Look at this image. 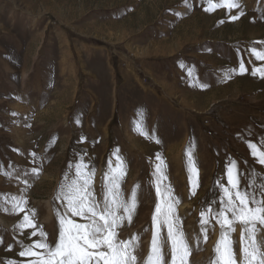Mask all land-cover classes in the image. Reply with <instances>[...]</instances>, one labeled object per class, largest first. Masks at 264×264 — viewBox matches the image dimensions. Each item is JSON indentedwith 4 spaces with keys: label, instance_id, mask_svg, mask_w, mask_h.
Segmentation results:
<instances>
[{
    "label": "rangeland",
    "instance_id": "rangeland-1",
    "mask_svg": "<svg viewBox=\"0 0 264 264\" xmlns=\"http://www.w3.org/2000/svg\"><path fill=\"white\" fill-rule=\"evenodd\" d=\"M238 3L205 11L208 0H0V264L31 259L18 255V241L40 239L18 228L25 213L49 243L58 239L56 213L66 201L56 193L65 172L75 175L69 165L83 157L96 169L101 199L117 155L126 170L120 190L128 199L135 188L137 200L119 239L138 237L137 264L151 247L156 184L179 200L186 264H209L220 228L212 220L205 243L200 211L218 210L217 181L227 186L229 161L238 163L241 189L253 171L264 182V166L247 146L264 150V79L251 74L264 60L250 51H264L254 43L264 41V0ZM241 59L248 71L225 78ZM13 198L27 200L25 212L12 210ZM158 231L167 241V228ZM231 238L239 256V226ZM257 240L264 245V231Z\"/></svg>",
    "mask_w": 264,
    "mask_h": 264
},
{
    "label": "snow or ice",
    "instance_id": "snow-or-ice-1",
    "mask_svg": "<svg viewBox=\"0 0 264 264\" xmlns=\"http://www.w3.org/2000/svg\"><path fill=\"white\" fill-rule=\"evenodd\" d=\"M185 4L187 5V0ZM208 4L209 7H206L205 11H214L218 7H225L229 10L239 7L238 0H220L219 3L208 0ZM242 14L230 16V19L236 20ZM223 22V20L220 21V23ZM254 43L264 44V41ZM250 51L257 60H264V51L257 50L255 47ZM247 71L241 59L238 69H228L224 76L230 78L231 73L244 74ZM251 74L259 75L264 79V66H254ZM200 87L207 88L208 85L201 84ZM247 146L257 163L264 166V150L251 141H247ZM32 156L35 157L36 153L33 152ZM117 160L120 163L115 168L109 161L108 171L103 174L101 199H97L93 186L96 169L92 167L89 170V165L84 162L83 157L75 165H69V171L74 167L75 175L70 176L69 172H65L56 193V200L66 201V206L63 214L56 213L58 239H55L53 243L48 242V234L43 227L41 226L37 233L35 230L37 226L29 215L24 214L18 228L21 230L33 228L31 236L39 235L40 237L27 245L18 241L22 249L18 255L31 257L24 264H137L134 252L138 244L133 241L138 240V237L133 236L132 240L119 239L118 233L125 219L131 223L137 207L136 190L133 189L128 199L124 198L120 184L126 170L118 155ZM31 171L33 174H38L39 170L32 168ZM158 173H161L159 165L154 175ZM3 174L10 175V173ZM255 175L253 171L252 178L248 180L245 188L241 189L238 163L230 160L226 169L227 186L217 181L221 193L218 210H214L209 205L200 211V231L205 243L208 240L206 226L214 220L220 228L219 239L213 247V256L209 264H264V245L257 240V234L264 231V182L257 184ZM159 179L160 175H157V180ZM189 182L194 188L199 186L191 180V176ZM257 188H259L258 193ZM249 189L252 190L249 191ZM156 194L158 202L152 215L154 230L150 251L144 264H186L191 248L179 227L180 220L175 211L179 200H173L170 189H162L159 184H156ZM195 194L192 190L191 195ZM26 204V199L13 198L12 210L23 213ZM33 215H35L34 210ZM71 217H82L85 222L78 223ZM237 226L240 229L239 256L234 250V241L231 238L232 234L237 231ZM163 227L167 228V241L160 236L158 231ZM195 239L199 241V237ZM166 242L170 244V259L168 260L165 259L167 254L164 252ZM11 247L9 245V251ZM8 264H17V262L9 261Z\"/></svg>",
    "mask_w": 264,
    "mask_h": 264
}]
</instances>
